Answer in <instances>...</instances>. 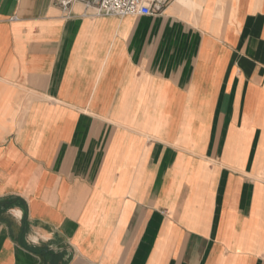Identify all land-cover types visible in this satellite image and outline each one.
<instances>
[{
    "label": "crops",
    "instance_id": "1",
    "mask_svg": "<svg viewBox=\"0 0 264 264\" xmlns=\"http://www.w3.org/2000/svg\"><path fill=\"white\" fill-rule=\"evenodd\" d=\"M53 3L0 0V264H264V0Z\"/></svg>",
    "mask_w": 264,
    "mask_h": 264
},
{
    "label": "built area",
    "instance_id": "2",
    "mask_svg": "<svg viewBox=\"0 0 264 264\" xmlns=\"http://www.w3.org/2000/svg\"><path fill=\"white\" fill-rule=\"evenodd\" d=\"M173 0H54L53 5L60 9L65 17H70L73 4L84 7L82 15L94 16H153L161 14Z\"/></svg>",
    "mask_w": 264,
    "mask_h": 264
}]
</instances>
